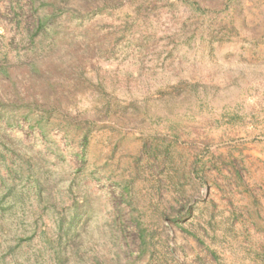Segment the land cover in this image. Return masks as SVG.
Returning a JSON list of instances; mask_svg holds the SVG:
<instances>
[{"label":"rangeland","instance_id":"1","mask_svg":"<svg viewBox=\"0 0 264 264\" xmlns=\"http://www.w3.org/2000/svg\"><path fill=\"white\" fill-rule=\"evenodd\" d=\"M67 1L33 46L0 0V264L58 263L66 229L64 264H264V0Z\"/></svg>","mask_w":264,"mask_h":264},{"label":"trees","instance_id":"2","mask_svg":"<svg viewBox=\"0 0 264 264\" xmlns=\"http://www.w3.org/2000/svg\"><path fill=\"white\" fill-rule=\"evenodd\" d=\"M28 1L32 5V7L28 10V15L30 17L32 24L27 23V26L25 28H22L21 33H22L23 37L25 38V40H28L29 43L33 44V46L41 44L44 40H50L51 42H55L57 40L56 37L60 33H62L61 23L55 22V19H57V16H56L57 11L55 9H45V8L36 7V0H28ZM67 2H70V0H68ZM20 23H21V21H18V19H17V21H15L16 26H19ZM26 64H27L29 71L31 73L38 71V65H37L38 61L36 59H30V60H28V62ZM8 69H9V67H7V64L4 63V64L0 65V74L9 75ZM33 110H35V109L34 108H28L27 112L24 115V119H26L29 122V124H30L29 128H31V129L35 128L38 131L39 136H41L44 140H48L47 134L49 133V131L51 129H54L55 126L50 122H46V121L43 122L45 110H42V112H43L42 115L33 114L32 113ZM66 133L69 134V132H66ZM66 133H64L62 136L65 137ZM78 137L80 138V142H83V144H86V141L88 138V129H81L80 135H78ZM39 179L40 178H36L34 182L38 183ZM35 186H36L35 189L33 188L31 192L34 193V195L41 197L44 187H40L41 185H38V184ZM11 189L12 188H8V189L5 188V190H7V191H5V193H3V198H5V197L8 198L9 196H11L12 201H7L8 202L7 207L2 209V207H1L2 201L0 200V212H5L7 210H10V208L13 209V205L11 206L10 203H13L14 201L17 203L18 200L21 201V199H22V197H21L22 195L21 196L19 195L20 193L13 195L11 192ZM74 208H75V212H74L75 216H73L71 220L75 219L74 222H77L78 218H80V214L82 213L81 206H74ZM178 220H179L178 217H174L171 219V221L175 224V226L180 231H182L184 233H188L187 229L185 227H183L182 225H180ZM134 227H136L138 230L137 239L140 243L139 256H141L146 251L148 252V250L150 249L151 242L153 240V236L151 234L147 233L146 229H144L141 226V224L137 221L136 222L134 221ZM5 233H6V231H5ZM63 237L66 239L64 241V244L70 245V242H73V240H74L75 234L71 233L70 231H68L66 229V230L62 231V234H58L56 236L57 239L52 242L51 249H52L54 255L56 256V262H58L56 264H64L65 263V262L64 263L62 262L65 259L63 257H60L61 250L63 252H66V250H67L65 247L62 248ZM31 238H32V235L27 240H30ZM21 240H23V239H21ZM120 251H121V253L125 254V250H123L122 247H119L118 249H116V251L114 253V259H115L114 263H118L119 261H121ZM76 252L77 251H75L74 254H76ZM129 261H130V259H126V262H129Z\"/></svg>","mask_w":264,"mask_h":264}]
</instances>
